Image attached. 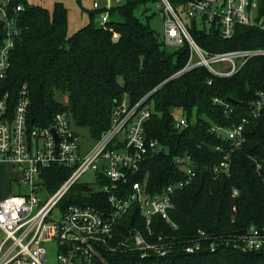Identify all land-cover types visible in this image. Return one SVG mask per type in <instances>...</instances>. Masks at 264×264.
<instances>
[{
	"label": "trees",
	"instance_id": "16d2710c",
	"mask_svg": "<svg viewBox=\"0 0 264 264\" xmlns=\"http://www.w3.org/2000/svg\"><path fill=\"white\" fill-rule=\"evenodd\" d=\"M148 1L154 0H122L108 10L104 24L90 20L69 35L62 2L55 1L49 11L38 3L14 0L23 3V10L16 16L19 36L1 90L14 99L26 89L31 124L47 126L56 112L66 111L72 124L94 139L108 128L113 106L123 100L133 104L151 92L145 130L162 149L146 155L135 178L160 190L178 176L175 156L189 154L193 159L196 175L174 193L169 211L177 229L158 217L153 220L169 251L141 257L120 246L104 251V261L97 264H264V249L245 251L237 244L250 225L264 226V118L248 116L250 101L264 88V56L250 58L230 76H214L198 66L171 77L186 64L188 47L167 50L149 20L136 14ZM171 1L177 5L182 0ZM187 27L209 51L264 47V30L255 26L237 25L227 40L195 19ZM177 113L194 122L175 127ZM243 117L245 141L231 153L229 173H215L213 167L222 157L214 146L225 143L210 127H232ZM68 174L54 164L46 175L49 188H56ZM81 188L73 186L65 201L76 203L79 196L72 198L73 191ZM200 231L205 234L201 249L186 252L184 246L199 238Z\"/></svg>",
	"mask_w": 264,
	"mask_h": 264
},
{
	"label": "built area",
	"instance_id": "2783aa9c",
	"mask_svg": "<svg viewBox=\"0 0 264 264\" xmlns=\"http://www.w3.org/2000/svg\"><path fill=\"white\" fill-rule=\"evenodd\" d=\"M121 1L92 0L93 9L100 11L98 23L107 22L108 10ZM153 3L163 20L165 46L188 47L186 64L171 77L198 66L214 76H230L250 58L264 56V47L209 51L194 40L187 27L195 19L199 25L212 27L225 40L233 37L237 25L264 30V0ZM22 10V2L0 0V162L16 168L20 173L18 181L26 185L25 192L0 199V264H46V245L55 253L49 264H97L104 261V251L120 246L137 251L141 257L166 254L170 245L154 230L153 220L158 217L171 230L177 229L169 211L174 208V193L189 185L196 175L193 159L189 154L175 156L178 176L160 190L149 188L146 179L135 178L146 155L162 149L145 130L152 108L148 100L151 92L133 104L123 100L113 106L108 128L96 139L89 135L90 147L82 148L80 135L66 111L56 112L47 126L31 124L26 89L21 88L14 99L1 90L19 36L16 16ZM213 101L222 103L219 98ZM248 116L264 118V88L250 101ZM193 122L184 114L174 117L177 128ZM246 122L247 117H243L232 127L211 125L210 131L225 143L214 146L222 157L213 167L215 173H229L231 153L245 141ZM54 164L69 174L52 190L46 175ZM84 174H90L91 179L80 180ZM77 184L82 185L73 191L72 198L79 196L77 202L65 201ZM120 234L126 236V243L125 239H117ZM203 236L200 231L199 238L187 243L184 250L192 253L201 249ZM237 244L245 251L264 249V226L250 225L239 235Z\"/></svg>",
	"mask_w": 264,
	"mask_h": 264
},
{
	"label": "rangeland",
	"instance_id": "374dc122",
	"mask_svg": "<svg viewBox=\"0 0 264 264\" xmlns=\"http://www.w3.org/2000/svg\"><path fill=\"white\" fill-rule=\"evenodd\" d=\"M55 1H60L67 9V33L70 35L76 31L79 27L85 25L90 20H93L95 24L98 23L100 12L94 11L92 7V0H38L36 3L43 7H46L49 11L52 10ZM101 3L104 0H99ZM93 11V14L91 12ZM136 14L142 17L143 20L146 18L149 20L150 26L163 38V20L155 10L154 3L151 1L141 5ZM183 16H185L183 14ZM186 20L185 17H183ZM168 51H173L176 47L167 46ZM180 115V113H177ZM75 131L80 135V144L82 148L90 147L92 140L89 133L85 128L74 127ZM20 173L9 163L0 162V199L7 198L13 194H18L26 191V185L18 181ZM91 179L90 174H84L80 180ZM1 235V232H0ZM47 252V263L54 260L55 253L53 249L46 245Z\"/></svg>",
	"mask_w": 264,
	"mask_h": 264
},
{
	"label": "water",
	"instance_id": "95a60500",
	"mask_svg": "<svg viewBox=\"0 0 264 264\" xmlns=\"http://www.w3.org/2000/svg\"><path fill=\"white\" fill-rule=\"evenodd\" d=\"M230 101H231V99H229ZM52 132H53V134H54V136H55V131H54V129H52Z\"/></svg>",
	"mask_w": 264,
	"mask_h": 264
}]
</instances>
